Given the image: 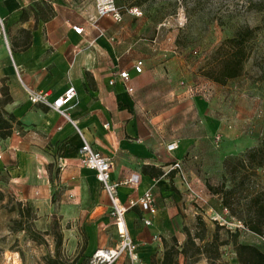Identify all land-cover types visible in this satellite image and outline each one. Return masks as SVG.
Listing matches in <instances>:
<instances>
[{
  "label": "rangeland",
  "instance_id": "374dc122",
  "mask_svg": "<svg viewBox=\"0 0 264 264\" xmlns=\"http://www.w3.org/2000/svg\"><path fill=\"white\" fill-rule=\"evenodd\" d=\"M115 1L122 10V19L115 22L107 18L108 27L102 31L111 49L104 52L108 64L114 66L118 58L125 67H130L136 59H148L155 79L153 84L143 85L142 107L138 106L133 113L146 120L151 118L157 133L171 141L180 138L195 141L182 156V171L195 190H203L204 203L195 204L182 190L179 203L184 213L182 216V210L177 208L179 214L171 223L178 232L174 236L177 247H183L187 234L200 244L199 239L203 243L210 241L218 227H222L218 231L221 239H227L226 231H243L235 228V220L207 189V185L215 186L221 179L222 149L218 148L216 134L208 132L206 117L193 106H187L184 100L207 103L202 112L206 109V114L218 116L220 137L224 131L233 136L264 140V60L261 59L264 57V11L256 10L264 6V0ZM85 2L93 4V0ZM130 7L140 9L142 16L131 17L125 12ZM247 26L260 29L256 30L254 50L242 74L225 85L206 79L202 71L208 67L217 47L232 38L238 28ZM11 74L18 79L16 72ZM192 86L200 88L201 95L188 93ZM15 131V138L22 140L25 134L22 128ZM29 140L26 144L33 154L45 156L47 152L39 147L40 142L33 136ZM51 147L52 163L45 166L51 190L43 196L36 194L34 203L16 198L8 186V177L0 172V264H49V259H56L58 264H88L96 249L119 244L108 208L88 196L82 183L85 179L79 175L81 171L60 168V144ZM78 168L86 167L79 164ZM36 172L42 174L37 169ZM100 191H104L102 186ZM16 201L27 204L36 214L32 224L40 235L37 241L25 232L10 231L11 222L17 217L16 211L10 212V209ZM243 235L251 237L254 245L264 252V241L249 233ZM172 238L166 237L165 241L170 245ZM159 250L151 257L150 264L161 263L163 246ZM232 251L231 245L222 247V261L231 264ZM179 262L183 264L182 257ZM113 264H128V261L123 256ZM195 264L208 262L201 257Z\"/></svg>",
  "mask_w": 264,
  "mask_h": 264
},
{
  "label": "crops",
  "instance_id": "0c3cea01",
  "mask_svg": "<svg viewBox=\"0 0 264 264\" xmlns=\"http://www.w3.org/2000/svg\"><path fill=\"white\" fill-rule=\"evenodd\" d=\"M23 14L25 19H22ZM73 25L83 27V34H75ZM107 27V18H98L94 3L88 4L85 0H0V88L7 87L11 97L4 110L21 123L18 129L25 132L22 140L16 139L15 133L0 140V172L8 177V186L16 198L34 203L36 194L43 196L51 190L45 166L52 163L51 146L58 143L62 148L59 164L81 171L79 175L85 179L82 183L88 196L109 212V198L100 191L95 173L78 168L79 148L83 140L86 141L92 149L112 160V183L138 176L135 188L117 187V197L123 205H127L129 199H139L147 191L152 193L156 212L150 226L143 225L145 214L139 207L124 217L130 238L138 244L139 263L150 264L151 257L162 248V239L178 233L171 223L179 214L177 208L181 209L180 195L184 188L170 168L175 161L182 167V156L195 141L182 138L171 141L157 133L151 118L146 120L133 113L138 106L142 107L143 85L153 84L155 80L151 76L150 60L136 59L130 67H125L116 58L111 67L104 53L111 49L102 34ZM23 30L30 33V46L21 51L19 47L25 43ZM137 60L144 62L140 75L131 70ZM119 70L130 71L128 86L133 93H128L117 77ZM12 71L17 73V80L12 77ZM110 81L114 83L110 85ZM70 86L74 87L76 97L63 109L67 119L44 105L31 104L28 99L30 92L49 90L51 103ZM184 102L206 117L208 132L216 134L222 157L238 155L264 144V140L233 136L224 131L220 137L218 116L206 114V109L202 112L208 106L206 102L198 99ZM31 136L40 142L39 147L47 152L45 156L33 154L26 144ZM172 142L178 147L169 153L166 146ZM181 210L183 216V207ZM234 223L236 228H241L240 223ZM239 232L242 244H255L251 237L243 235L248 232ZM231 257V264H237L233 251Z\"/></svg>",
  "mask_w": 264,
  "mask_h": 264
},
{
  "label": "trees",
  "instance_id": "16d2710c",
  "mask_svg": "<svg viewBox=\"0 0 264 264\" xmlns=\"http://www.w3.org/2000/svg\"><path fill=\"white\" fill-rule=\"evenodd\" d=\"M256 10L264 11V6ZM22 19H25L24 14ZM254 29L240 27L232 38L224 40L214 52L208 67L202 71L203 76L218 85H225L239 77L254 50L255 33L260 27ZM21 33L25 37V43L19 48L24 51L30 46V33L24 30ZM13 48L12 46V50ZM261 59L264 60V57ZM0 93V140H6L12 137L15 129L21 127V123L4 110V106L11 102L8 88L2 87ZM207 189L218 198L229 217L240 223L243 231L264 241V144L249 148L237 157L224 158L220 181L215 186L207 185ZM12 211H16L17 217L12 220L10 231L25 232L32 240L37 241L40 235L33 227L36 214L31 208L16 201L10 209ZM220 229L222 227H218L210 241L203 243V239H199L200 244H196L195 238L187 234L181 249L177 247L175 237L171 239L170 245L162 239L163 254L160 264H179L181 257L183 264H195L201 257L208 264H227L221 259V248L227 245H231L237 264H264V252L256 245L242 244L239 230L233 233L226 231L227 239H221L218 234ZM48 261L49 264H58L56 259Z\"/></svg>",
  "mask_w": 264,
  "mask_h": 264
},
{
  "label": "built area",
  "instance_id": "2783aa9c",
  "mask_svg": "<svg viewBox=\"0 0 264 264\" xmlns=\"http://www.w3.org/2000/svg\"><path fill=\"white\" fill-rule=\"evenodd\" d=\"M95 12L98 18H110L115 22H120L122 19V10L116 5L115 0H93ZM125 12L133 18H140L142 16V11L137 7H130L126 9ZM72 30L77 35H82L84 32L83 27L73 25ZM144 62L142 60H137L133 65L131 70L136 74L140 75L143 72ZM117 77L121 80L125 90L128 93H133L132 87L128 86L130 82V71L119 70L116 72ZM114 82L110 81V85ZM188 93L201 95L202 90L195 86L188 88ZM51 96L49 90L30 92L28 94V99L33 105L41 104L49 109L55 110L62 117L67 119V115L64 112V108L76 97V91L74 87L70 86L61 95L57 96L51 103L48 98ZM107 128V125H105ZM16 133V131L14 130ZM177 143L172 142L166 146V151L173 153L177 149ZM79 161L80 164L87 169L92 170L98 183L103 187L104 192L110 201L109 208V219L114 226L115 232L117 233L120 241L119 244L113 248H98L96 249L88 264H113L121 257L125 256L128 260V264H140L138 257V246L130 238L128 229L125 225L124 217L126 213L135 207H139L140 210L145 214L142 218V223L145 227L151 225V217L156 212V207L154 205V200L152 193L147 191L139 199L133 200L129 199L127 205H123L117 197V187L118 186H130L135 188L138 184V176L132 175L130 178L122 180L117 183H112L110 180V175L113 170L112 160L102 155L100 152L91 148V146L83 140L82 145L79 148ZM63 166H60L62 168ZM170 171H175L180 179L181 186H183L184 191L189 195L193 202L200 205L204 203L202 198L203 190H195L193 186L187 181L180 162L175 161L170 168ZM236 228V227H235Z\"/></svg>",
  "mask_w": 264,
  "mask_h": 264
},
{
  "label": "bare ground",
  "instance_id": "6f19581e",
  "mask_svg": "<svg viewBox=\"0 0 264 264\" xmlns=\"http://www.w3.org/2000/svg\"><path fill=\"white\" fill-rule=\"evenodd\" d=\"M90 170V169H89ZM235 226V225H234Z\"/></svg>",
  "mask_w": 264,
  "mask_h": 264
}]
</instances>
